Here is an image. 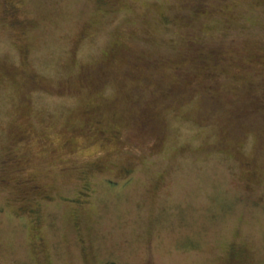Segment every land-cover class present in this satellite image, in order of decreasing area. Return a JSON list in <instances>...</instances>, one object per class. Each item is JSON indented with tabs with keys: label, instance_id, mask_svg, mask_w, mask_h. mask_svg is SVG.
<instances>
[{
	"label": "rangeland",
	"instance_id": "1",
	"mask_svg": "<svg viewBox=\"0 0 264 264\" xmlns=\"http://www.w3.org/2000/svg\"><path fill=\"white\" fill-rule=\"evenodd\" d=\"M105 1L0 0V264H264V0Z\"/></svg>",
	"mask_w": 264,
	"mask_h": 264
},
{
	"label": "flooded vegetation",
	"instance_id": "2",
	"mask_svg": "<svg viewBox=\"0 0 264 264\" xmlns=\"http://www.w3.org/2000/svg\"><path fill=\"white\" fill-rule=\"evenodd\" d=\"M103 3H105V0H102ZM16 4H10L6 7L5 9V14L7 15L8 23L14 27L19 26L22 27L24 26V18H20L17 13H16Z\"/></svg>",
	"mask_w": 264,
	"mask_h": 264
}]
</instances>
